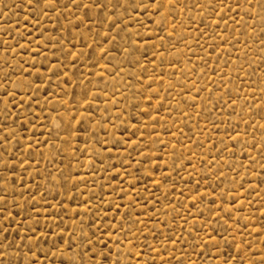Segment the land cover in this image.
I'll use <instances>...</instances> for the list:
<instances>
[{
    "label": "rangeland",
    "instance_id": "obj_1",
    "mask_svg": "<svg viewBox=\"0 0 264 264\" xmlns=\"http://www.w3.org/2000/svg\"><path fill=\"white\" fill-rule=\"evenodd\" d=\"M0 264H264V0H0Z\"/></svg>",
    "mask_w": 264,
    "mask_h": 264
}]
</instances>
